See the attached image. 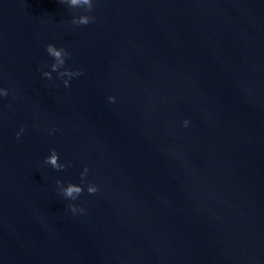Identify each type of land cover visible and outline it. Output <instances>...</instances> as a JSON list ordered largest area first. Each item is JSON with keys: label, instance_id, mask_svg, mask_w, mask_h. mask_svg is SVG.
Segmentation results:
<instances>
[{"label": "water", "instance_id": "1", "mask_svg": "<svg viewBox=\"0 0 264 264\" xmlns=\"http://www.w3.org/2000/svg\"><path fill=\"white\" fill-rule=\"evenodd\" d=\"M94 6L0 0V264H264V0Z\"/></svg>", "mask_w": 264, "mask_h": 264}, {"label": "clouds", "instance_id": "2", "mask_svg": "<svg viewBox=\"0 0 264 264\" xmlns=\"http://www.w3.org/2000/svg\"><path fill=\"white\" fill-rule=\"evenodd\" d=\"M62 3L68 4L70 8H80L84 10L85 14H82L78 17H73L72 23L75 25H88L93 23L96 19L94 15H90V13L94 12V0H61ZM46 51L50 56L54 58V63L51 65L52 71H44L43 76L52 79V72H58L61 78L68 77L69 79H64L65 87L70 86V80L72 77L82 75V71H72L70 69L65 68L66 60L70 57V53L63 47L58 48L54 44H48L46 46ZM64 68V71H60V69ZM8 95V90L0 88V96L6 97ZM111 101H115V97L109 98ZM189 124L188 120L184 121V126L187 127ZM55 131V129H53ZM23 129H21L20 133H17V138L22 135ZM59 154L55 149H51V155L45 159V163L51 165L56 170H63L67 167L66 164L59 163ZM89 169L85 167L84 172L81 174V179L83 180L88 173ZM57 185L59 190L63 193L66 198H70L75 201L84 191V188L80 185L69 184L67 188L63 187V182L57 180ZM87 191L89 194H95L99 191L98 186L94 184H89ZM70 210L73 213L77 211L83 213L85 210L83 208H78L75 204L69 205Z\"/></svg>", "mask_w": 264, "mask_h": 264}]
</instances>
